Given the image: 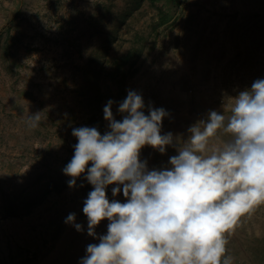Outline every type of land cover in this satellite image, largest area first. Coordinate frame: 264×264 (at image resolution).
Masks as SVG:
<instances>
[{
    "label": "rangeland",
    "instance_id": "obj_1",
    "mask_svg": "<svg viewBox=\"0 0 264 264\" xmlns=\"http://www.w3.org/2000/svg\"><path fill=\"white\" fill-rule=\"evenodd\" d=\"M258 79L264 0H0V264H81L107 233L105 219L97 238L88 235L87 172L69 187L63 169L78 143L73 129L110 130L109 100L117 121L129 91L142 96L145 115L166 111L161 135L171 133L172 144L163 154L146 145L140 160L148 170L170 169L189 128L210 111L227 117L232 98ZM229 139L218 132L209 147ZM105 190L110 202H126L122 185ZM263 217L261 204L227 236L230 264H264Z\"/></svg>",
    "mask_w": 264,
    "mask_h": 264
},
{
    "label": "clouds",
    "instance_id": "obj_2",
    "mask_svg": "<svg viewBox=\"0 0 264 264\" xmlns=\"http://www.w3.org/2000/svg\"><path fill=\"white\" fill-rule=\"evenodd\" d=\"M112 104L103 109L110 129L104 135L95 127L73 129L78 143L63 169L72 177L69 187L85 172L93 186L83 207L88 235L97 238L96 226L109 221L81 264H230L227 236L264 204V79L232 98L227 117L210 111L207 121L191 126L170 169L148 170L140 160L144 146L163 154L172 144L171 133L161 135L166 111L149 108L145 115L142 96L129 91L118 109L127 115L117 121ZM40 120V113L30 115L28 126ZM221 131L230 139L210 148ZM112 184L123 186L126 202L109 201L105 189ZM75 219L69 214L65 222Z\"/></svg>",
    "mask_w": 264,
    "mask_h": 264
},
{
    "label": "trees",
    "instance_id": "obj_3",
    "mask_svg": "<svg viewBox=\"0 0 264 264\" xmlns=\"http://www.w3.org/2000/svg\"><path fill=\"white\" fill-rule=\"evenodd\" d=\"M125 62H127L126 60L123 62L124 64H125ZM99 64H101V62L99 63ZM98 64V65H99ZM123 64V65H124ZM94 110H96V107L94 106L93 107V112H94ZM92 112V113H93ZM90 166V165H89ZM72 179V177H69V180H71ZM62 181V180H61ZM60 181V182H61ZM47 189L46 188H42L40 191H39V193H42V192H45ZM37 200V196L35 197V198H32V199H29V200H27V201H25V203H24V205H23V207H25V208H28V207H30L31 206V204H33L35 201ZM22 206H19V208H21ZM17 210H18V207L16 206V205H14V206H8L7 208H6V213H10V214H13V213H15V212H17ZM264 218V217H263Z\"/></svg>",
    "mask_w": 264,
    "mask_h": 264
}]
</instances>
